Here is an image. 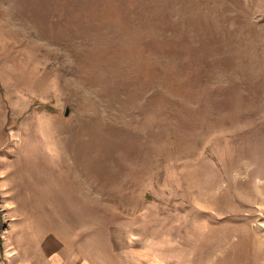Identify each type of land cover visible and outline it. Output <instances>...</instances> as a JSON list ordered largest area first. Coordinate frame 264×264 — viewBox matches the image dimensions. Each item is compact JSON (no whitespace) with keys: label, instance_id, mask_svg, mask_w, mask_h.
<instances>
[{"label":"rangeland","instance_id":"374dc122","mask_svg":"<svg viewBox=\"0 0 264 264\" xmlns=\"http://www.w3.org/2000/svg\"><path fill=\"white\" fill-rule=\"evenodd\" d=\"M52 229L264 264V0H0V264Z\"/></svg>","mask_w":264,"mask_h":264},{"label":"crops","instance_id":"0c3cea01","mask_svg":"<svg viewBox=\"0 0 264 264\" xmlns=\"http://www.w3.org/2000/svg\"><path fill=\"white\" fill-rule=\"evenodd\" d=\"M85 249L79 245L75 240H70L68 236L59 229H52L40 241L36 243L35 255L36 258L30 257V264H96L93 259L86 255ZM126 250H135L145 253L146 260L133 259L127 257L126 254L122 256V261L127 264H161L158 258H151L145 249H137L133 247H126ZM26 263L24 260L19 264Z\"/></svg>","mask_w":264,"mask_h":264},{"label":"bare ground","instance_id":"6f19581e","mask_svg":"<svg viewBox=\"0 0 264 264\" xmlns=\"http://www.w3.org/2000/svg\"><path fill=\"white\" fill-rule=\"evenodd\" d=\"M127 257H132L133 259H138V260H143L145 262L146 260V255L145 253L141 251H135V250H126L125 252ZM150 262L149 264H151Z\"/></svg>","mask_w":264,"mask_h":264}]
</instances>
